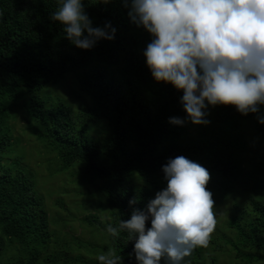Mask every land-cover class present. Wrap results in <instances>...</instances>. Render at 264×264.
Wrapping results in <instances>:
<instances>
[{
	"label": "trees",
	"instance_id": "1",
	"mask_svg": "<svg viewBox=\"0 0 264 264\" xmlns=\"http://www.w3.org/2000/svg\"><path fill=\"white\" fill-rule=\"evenodd\" d=\"M56 8V0H0V264H60L66 258L65 264L86 261L80 255L68 257L74 243L61 240L58 245V240L54 241L51 215L36 190L34 175L12 161H4L13 143L12 105L21 89L22 96H35L66 73L90 66L79 83L92 97L95 107L81 111L79 119L107 120L110 138L105 145L89 139L87 128L77 126L71 109L63 103L48 111L38 97L18 105L27 117L29 114L45 125L39 140L58 155L65 168L81 162L86 181H103L100 191L109 208V220L105 223L113 224L128 218L129 200L137 192L141 197L137 207L143 208L149 200L146 188H136L129 182L132 173L136 172L144 183L154 184L158 177L163 178L161 166L178 155L207 169V189L230 192L243 175L247 149L237 131L243 120L256 117L242 116L232 106L210 108L208 119L213 124H223L232 133L213 132L196 141H185L184 132L194 126L168 123L169 117L186 115L179 103L181 93L152 79L142 55L150 36L129 22L121 0L87 8L94 26L108 21L116 29L113 41H101L90 51L77 49L63 39L60 25L48 19ZM13 109L16 111L15 106ZM255 131L264 139V125L257 122ZM252 169L253 176L257 173L264 178V167ZM247 214L244 224H231V230L236 232L226 239L222 250L227 246L229 250L235 249L241 264H264V202H255ZM84 223L101 231L106 245L117 250L124 264H135L134 257L129 258L134 242L124 238L113 242L96 215H88ZM83 245L85 250L91 244L79 241L76 249ZM91 248L88 253L94 255L96 249ZM198 249L187 258L190 263L198 260ZM86 262L98 264L96 259Z\"/></svg>",
	"mask_w": 264,
	"mask_h": 264
},
{
	"label": "clouds",
	"instance_id": "2",
	"mask_svg": "<svg viewBox=\"0 0 264 264\" xmlns=\"http://www.w3.org/2000/svg\"><path fill=\"white\" fill-rule=\"evenodd\" d=\"M56 3L48 19L71 46L90 51L114 40L111 23L94 26L87 12L110 0ZM121 6L129 22L150 36L142 55L152 79L181 93L186 115L169 117V124L207 126L210 108L232 106L264 125V0H121ZM161 171L165 186L154 198L139 208L137 192L127 219L113 224L100 218L103 231L113 242H134L129 258L135 264H190L194 250L208 247L219 215L206 187L210 174L183 155L167 159ZM96 260L124 264L114 247Z\"/></svg>",
	"mask_w": 264,
	"mask_h": 264
},
{
	"label": "rangeland",
	"instance_id": "3",
	"mask_svg": "<svg viewBox=\"0 0 264 264\" xmlns=\"http://www.w3.org/2000/svg\"><path fill=\"white\" fill-rule=\"evenodd\" d=\"M89 68L90 66L66 73L60 80L48 83L35 96H22L24 91L20 90L18 99L12 105L13 143L8 151L9 154L4 156L5 162L12 161L15 166L26 169L34 175L36 190L44 199V204L51 215L50 225L55 233L54 241L57 239L58 245L61 244V240L65 244L69 242L72 245L74 243V250L67 253L68 257L75 258L80 255L84 261L96 259L108 248L105 243L106 237L104 238L101 231L96 228L92 229L84 223V219L91 214L99 218L104 217L105 222L109 220V208L106 206L104 193L100 191L103 181L97 180L93 184L86 181L81 162H74L65 168L60 163L58 155L47 150L39 140V134L46 130L45 125L36 121L28 113L27 117L18 104L38 97L45 103V111H48L55 108L58 103H63L71 109L77 119V126L87 128L88 138L105 145L110 138L109 122L105 119L97 121L79 119L81 111L95 107L92 97L81 89L79 83V78ZM14 106L16 111L13 109ZM257 122L256 117L243 120L237 131L247 146L244 154L246 156L243 160V175L239 182L230 192L207 189L212 193L219 215L216 217V227L211 234L208 247L199 248L196 255L198 260L196 261L195 258L190 264L242 263L237 257L235 249L229 250L227 246L223 251L222 246L226 243V239L234 237L236 231L231 230V224L235 221L244 224L250 206L255 202H264V178L259 177L260 175L257 173L253 176L252 169L256 166L264 167V139H260L256 135ZM213 132L232 133L223 124H213L211 120L207 126L188 128L187 132L185 131L183 134V139L196 141L203 136L212 135ZM131 181L134 187L147 189L149 200L154 198L155 193L165 186L162 177H158L154 184L149 185L144 183L136 172L130 176L129 182L131 183ZM79 241L83 244H91L88 245V248L95 245L99 249L91 248L96 249L94 255L88 253V248L84 250V245L82 249H76ZM105 245L106 247H104ZM244 252L255 255V252ZM67 259L61 261L60 264H65ZM86 261L83 264H88Z\"/></svg>",
	"mask_w": 264,
	"mask_h": 264
}]
</instances>
